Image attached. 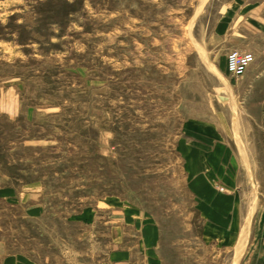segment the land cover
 I'll return each mask as SVG.
<instances>
[{"label":"rangeland","instance_id":"obj_1","mask_svg":"<svg viewBox=\"0 0 264 264\" xmlns=\"http://www.w3.org/2000/svg\"><path fill=\"white\" fill-rule=\"evenodd\" d=\"M263 109L264 0H0V264H98L69 223L96 205L153 223L164 264H233L189 163L214 138L248 165Z\"/></svg>","mask_w":264,"mask_h":264},{"label":"crops","instance_id":"obj_2","mask_svg":"<svg viewBox=\"0 0 264 264\" xmlns=\"http://www.w3.org/2000/svg\"><path fill=\"white\" fill-rule=\"evenodd\" d=\"M250 118L251 148L244 157L248 165H241L230 143L214 138L207 140L211 148L195 154L189 163L201 239L219 249L232 248L233 264L240 239L246 241L236 264H264V109L256 119ZM69 223L85 229L78 239L104 241L105 256L98 264H164L158 249L160 232L133 207L96 205L78 211ZM14 264L27 263L15 258Z\"/></svg>","mask_w":264,"mask_h":264},{"label":"built area","instance_id":"obj_3","mask_svg":"<svg viewBox=\"0 0 264 264\" xmlns=\"http://www.w3.org/2000/svg\"><path fill=\"white\" fill-rule=\"evenodd\" d=\"M253 61L254 54L252 52L231 50L226 56V68L229 73L239 77L246 72Z\"/></svg>","mask_w":264,"mask_h":264},{"label":"bare ground","instance_id":"obj_4","mask_svg":"<svg viewBox=\"0 0 264 264\" xmlns=\"http://www.w3.org/2000/svg\"><path fill=\"white\" fill-rule=\"evenodd\" d=\"M238 115H240V113ZM250 208H252V207H250ZM246 231H247V223H245V225H243V227H242L243 235H245L244 232H246ZM245 241H246L245 239H240L238 241V244L234 248L233 261H234L235 264L238 262V259H239V257L241 256V254L243 252Z\"/></svg>","mask_w":264,"mask_h":264}]
</instances>
